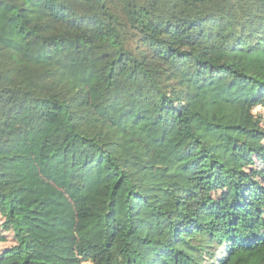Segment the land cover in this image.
<instances>
[{"label": "trees", "instance_id": "trees-1", "mask_svg": "<svg viewBox=\"0 0 264 264\" xmlns=\"http://www.w3.org/2000/svg\"><path fill=\"white\" fill-rule=\"evenodd\" d=\"M258 107L264 0H0V264H264Z\"/></svg>", "mask_w": 264, "mask_h": 264}, {"label": "rangeland", "instance_id": "rangeland-1", "mask_svg": "<svg viewBox=\"0 0 264 264\" xmlns=\"http://www.w3.org/2000/svg\"><path fill=\"white\" fill-rule=\"evenodd\" d=\"M254 114H260L264 120V107H258L254 110ZM264 125V123H263ZM248 170L252 176L261 183L262 188L255 190L254 195L264 198V152L261 157H256L252 163L247 164ZM228 191V189H226ZM261 208H264V204L261 203ZM13 245L12 232L9 226L0 218V252L9 249ZM83 264H90L89 262Z\"/></svg>", "mask_w": 264, "mask_h": 264}, {"label": "built area", "instance_id": "built-area-1", "mask_svg": "<svg viewBox=\"0 0 264 264\" xmlns=\"http://www.w3.org/2000/svg\"><path fill=\"white\" fill-rule=\"evenodd\" d=\"M87 263V262H86ZM90 263V262H89ZM91 264V263H90Z\"/></svg>", "mask_w": 264, "mask_h": 264}]
</instances>
